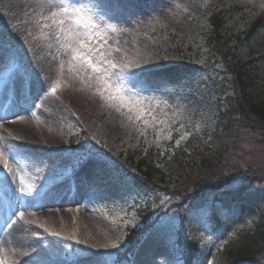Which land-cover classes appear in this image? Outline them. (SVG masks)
Returning <instances> with one entry per match:
<instances>
[{"label": "rangeland", "instance_id": "374dc122", "mask_svg": "<svg viewBox=\"0 0 264 264\" xmlns=\"http://www.w3.org/2000/svg\"><path fill=\"white\" fill-rule=\"evenodd\" d=\"M5 1L0 0L1 81L8 76L16 58L23 61L24 77L40 75L44 63L41 54L46 55L47 50L53 51V55L47 53L52 60L63 64L64 76L57 74L63 78L55 84H44L56 109L48 106L42 111L40 106L38 112L29 113L35 122L50 115L52 127L48 132L58 139L57 145H47L54 151H38L37 176L44 177L46 183L59 174L70 175L69 168L60 165L67 161L76 166L78 155L65 154L70 139L76 135L83 140L81 146L85 147L87 159L86 171L80 175L76 188L78 199L72 197L69 203L57 205L39 201L28 203V208L24 205L21 220L40 247L35 258L42 261L65 251L67 259L91 258L85 264H117L116 255L129 245L128 232L142 226L132 180L125 177V168L138 171V160L132 154L144 146L170 157L176 150L182 163L193 150L196 161L203 155L207 161L222 155L223 162L215 163L208 171L190 169L192 178L177 190L169 183L152 185L149 198L158 203L155 215L167 213L173 203L181 207L172 208L178 214L163 215L148 230L134 254L126 258L130 264H139V250L151 239H157L161 249L144 264H183L177 251L179 237L186 238L196 249L195 264H229L227 254L219 258L218 251L239 237L228 248L234 252L233 257L243 253L264 264V243L262 247L253 246L254 241L247 237L256 231L257 224L264 222V121L240 105L264 98V61L255 63L257 78L245 88L238 80L237 65L247 61L254 51L264 53V27L247 38L252 24L260 14L264 15V0H145V13L126 23L130 28L123 21L97 20L83 12V21L96 25L87 31L76 29L80 17H65L61 27L56 25L59 17L54 18L52 10L49 15L28 17ZM23 1L29 7L33 0ZM57 5L54 12L59 11ZM212 9L223 10L225 17L224 36L218 39L223 48L213 36L218 62L208 58ZM169 65L180 68L172 79L174 89L168 88L169 83L152 88L126 72L142 68L146 73L155 66L163 70ZM43 74L40 77L47 80ZM223 77L218 92H213L212 80ZM133 83L137 86L132 87ZM222 91L228 93L229 106L225 108L234 116L228 133L223 134V130L222 137L206 150L209 141L203 138L216 130L217 96ZM190 139L191 151L188 149L181 157ZM220 141L224 154L216 151L221 150ZM197 164L191 165L193 170ZM34 183L28 182L30 191ZM11 193L14 199L22 198L25 203L29 200L26 193ZM220 199L230 203V211L222 210ZM87 208L92 212L88 218ZM60 209L65 214L55 213ZM212 209L226 221L217 233L208 221ZM238 230H242L239 237Z\"/></svg>", "mask_w": 264, "mask_h": 264}, {"label": "bare ground", "instance_id": "6f19581e", "mask_svg": "<svg viewBox=\"0 0 264 264\" xmlns=\"http://www.w3.org/2000/svg\"><path fill=\"white\" fill-rule=\"evenodd\" d=\"M158 1L161 0H157V2ZM5 2H9L13 9H17L21 14L25 13L26 16L30 17L34 14L49 15V11L51 10L53 13L55 11L53 8L58 1L33 0L29 1V7L26 6L23 0H7ZM123 2V0H81L78 3L87 6V9L93 7L94 10L92 8L90 9H92V12L98 19H105L107 12L111 11V13H114L113 15L120 16L119 18L126 23H130L138 11L146 7L145 0H135L133 4L129 5H125ZM122 5L125 7H122ZM0 8L2 7L0 6ZM57 24L58 22H56V25ZM130 27L131 25L127 26V28ZM47 53L53 55L52 50H47ZM47 53L46 55L40 53L44 59L40 75L38 74V76H36L33 74L29 79H25L21 82H13V87L8 91V94H5L2 99L0 98V106L5 108L3 111V108L0 107V176L3 174L0 183L3 187H7L8 190L12 189V191H14L25 185L19 175H17V163L25 167L22 171L26 172L29 180L35 178L37 175V162L39 161L38 151L48 150V144L57 145L56 143L58 142V139L54 138V134L48 132V129L52 127L51 120L49 119L50 115L48 116L49 118H45L41 122H35L34 118L29 116V113L38 112L40 106H43L42 111L49 109L48 106L55 110L57 106L52 97H49L48 94L45 93L44 84L47 82L55 84L58 80L63 78L64 73L61 70L63 64L52 60ZM142 70L141 68V70H137L136 73L138 76L145 79L143 84L154 88L163 83L173 84V76L180 68L170 67L166 70H153L144 76L141 74ZM43 72L46 73L48 77L47 80L40 77L44 75ZM57 74L63 76H57ZM9 80L11 82V79ZM5 87H9V85ZM68 104L70 106V103ZM15 136L25 141L16 143L14 140ZM10 141L15 142L14 146L10 145ZM29 143L35 145L30 146ZM28 187L29 186L26 188L27 190L29 189ZM65 189V187H60L56 190L57 192H52V190H50L47 192V195H50V197H47L46 200L41 203L47 205L51 203L56 205L66 202L69 203L70 199L65 194ZM54 192L56 193L52 196ZM31 194L35 195L33 192H31ZM78 198L79 195L76 193L73 200ZM25 207L28 208L29 204H26ZM61 210L62 209L55 211V213L60 212L61 214H65L64 211ZM86 210L85 217L88 218L92 212L88 211L91 210L90 208ZM14 211L18 213L17 206L12 203L8 212L5 210L0 213V260L5 264H59L58 262L39 263V261H37L35 257L38 256L40 252L39 243L31 237L28 232L31 230L26 228L21 220L24 212L20 217L18 215L14 219L11 215V212ZM48 212L51 213L53 211ZM81 232L85 235V231L82 230ZM160 249L161 247L157 239L149 240V242L143 245L139 250V264H144ZM89 262L90 259L81 258L78 264Z\"/></svg>", "mask_w": 264, "mask_h": 264}, {"label": "trees", "instance_id": "16d2710c", "mask_svg": "<svg viewBox=\"0 0 264 264\" xmlns=\"http://www.w3.org/2000/svg\"><path fill=\"white\" fill-rule=\"evenodd\" d=\"M221 18H214L215 22L213 25L214 28V33L216 34V36L218 38H221L219 36L220 30L222 29V24L220 21ZM260 21V22H259ZM257 23L255 24L256 26H254L251 30L250 33H254L255 30L261 26L264 22V19H260ZM249 33V34H250ZM217 45H219V42L217 41ZM258 60L254 61L253 63H246L243 67H241L238 70V80L240 82L241 87L245 88L247 86H249L250 83L254 82L255 79L257 78V70H256V64L259 59H263V57L257 58ZM240 105L242 106L241 108H243V110H249L251 111L252 115L255 116L256 118L264 121V98L259 101L258 103L256 102H250L249 105H244L242 103H240ZM234 116V114L232 115ZM221 142V141H220ZM223 147L224 145L221 142V150L218 148L216 151H220L222 154H224L223 152ZM209 147H206V150H208ZM208 152V151H207ZM138 156V155H137ZM136 157V156H134ZM219 157V160L218 158ZM139 169L140 171L144 174V172L147 170V172H149L148 176H146V179H148L147 181H141L142 183L139 184V188H142L143 190H147V192H150V185H151V181L154 180V178H156L158 175L162 176V179H165L168 174L166 171L169 172V174H171L172 177H174L176 179V182H178L179 187L183 182H188L191 178H192V173L191 171H196V170H204V171H208L209 168H213L215 163H222V155H217L216 157H214V159L207 161V158L205 157V155H203V157L201 159H199L198 161H196V157L194 155H190L189 157H187L186 159H184V163H182L180 161V159H171V160H166L163 159L162 162L160 160H158V153L156 152H150V156H144L142 158H139ZM160 159V158H159ZM164 166V171L162 172L157 166ZM196 164L198 163V167H194V170L192 168V164ZM168 166V167H167ZM191 169V171H190ZM209 169V170H211ZM178 187V188H179ZM177 188V189H178ZM248 240H253V246L257 245L259 247L263 246L264 243V222L257 224V228L256 231L254 233H252L251 235L247 236ZM249 246H251L250 243H247ZM253 250V248L250 249L251 253ZM248 253V254H249ZM234 253L233 251H231L228 255V257H230V260H232V263H236L238 261H242V260H248L253 262L254 264H259L258 263V259H253L250 257L245 256V254L240 253L237 254V257H233Z\"/></svg>", "mask_w": 264, "mask_h": 264}, {"label": "snow or ice", "instance_id": "6c2138e0", "mask_svg": "<svg viewBox=\"0 0 264 264\" xmlns=\"http://www.w3.org/2000/svg\"><path fill=\"white\" fill-rule=\"evenodd\" d=\"M57 7L59 8V11L57 12H53L52 16L54 18L59 17L58 20V25L59 26H63L65 23V17H72V16H77L80 17L79 20H77L76 22V29L79 30H83V31H87L90 27L91 28H95L96 25L90 23V22H85L83 21V18L81 16V14L85 11V9L81 6V7H77L74 0H69L68 3H65L64 0H60L59 4L57 5ZM71 9V10H70ZM113 68H115V65H112ZM138 74L133 72L130 74L131 77H136ZM136 83L132 84V87H136ZM53 91H55V89H53ZM90 158V157H89ZM13 215H15V213H13ZM22 215V213H21ZM113 247H116V245H113ZM109 257L112 255L111 253L108 254ZM104 264H106V261L104 262Z\"/></svg>", "mask_w": 264, "mask_h": 264}]
</instances>
